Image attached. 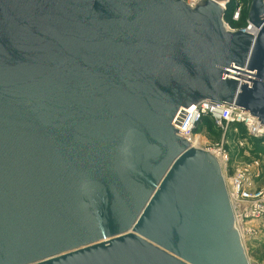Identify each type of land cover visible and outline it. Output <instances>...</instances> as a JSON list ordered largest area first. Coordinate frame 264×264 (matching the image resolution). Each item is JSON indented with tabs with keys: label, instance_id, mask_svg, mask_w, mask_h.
<instances>
[{
	"label": "water",
	"instance_id": "95a60500",
	"mask_svg": "<svg viewBox=\"0 0 264 264\" xmlns=\"http://www.w3.org/2000/svg\"><path fill=\"white\" fill-rule=\"evenodd\" d=\"M229 0H0V264H251L222 169L181 134L209 101L264 126Z\"/></svg>",
	"mask_w": 264,
	"mask_h": 264
},
{
	"label": "built area",
	"instance_id": "2783aa9c",
	"mask_svg": "<svg viewBox=\"0 0 264 264\" xmlns=\"http://www.w3.org/2000/svg\"><path fill=\"white\" fill-rule=\"evenodd\" d=\"M190 6H195L200 0H184ZM232 5V8L230 6ZM250 0H229L222 4L225 10L224 24L231 32L243 31L256 34L257 29L246 18L244 26L237 25L243 19L244 13L249 12ZM220 113L216 116L215 113ZM211 117L217 130L222 131L223 139L219 143L202 146L200 133H196L203 121ZM242 127L245 130V139H239V145H247L249 141L259 142L264 146V126L249 113L235 106H218L206 101L196 106L189 117L184 133L181 136L187 139L193 147L200 148L211 153L218 161L227 186L229 198L234 212L235 228L240 234L244 247L255 239H262L261 232L255 231L250 225H258L264 229V183L262 170L257 161L252 166L232 173L231 156L225 144V137L231 128Z\"/></svg>",
	"mask_w": 264,
	"mask_h": 264
},
{
	"label": "rangeland",
	"instance_id": "374dc122",
	"mask_svg": "<svg viewBox=\"0 0 264 264\" xmlns=\"http://www.w3.org/2000/svg\"><path fill=\"white\" fill-rule=\"evenodd\" d=\"M223 132L211 133V128L204 127L201 132V144L206 148L216 143H219L223 139ZM245 132L238 128V132H235V128H231L225 137V144L227 150L231 156V171L235 173L238 170L248 168L257 161L261 167L262 178L264 183V146H256L255 143L249 141L247 145L241 147L239 145V139H245ZM251 228L257 232H261L262 239H255L247 243V255L251 264H264V229L258 225L251 224Z\"/></svg>",
	"mask_w": 264,
	"mask_h": 264
},
{
	"label": "trees",
	"instance_id": "16d2710c",
	"mask_svg": "<svg viewBox=\"0 0 264 264\" xmlns=\"http://www.w3.org/2000/svg\"><path fill=\"white\" fill-rule=\"evenodd\" d=\"M230 8H232V5L230 6ZM246 18H247V13H244V16H243V19L240 23H238L237 25L239 26H244L246 24ZM204 127H208V128H211V133H219V130H217L214 126V123H213V119L211 117H208L206 118L202 125L198 127V129L196 130V133H200L201 130L204 128ZM240 129H242L244 132L245 130L242 128V127H239ZM253 143V142H252ZM255 145L259 147V145L261 146V144L257 141H254Z\"/></svg>",
	"mask_w": 264,
	"mask_h": 264
},
{
	"label": "bare ground",
	"instance_id": "6f19581e",
	"mask_svg": "<svg viewBox=\"0 0 264 264\" xmlns=\"http://www.w3.org/2000/svg\"><path fill=\"white\" fill-rule=\"evenodd\" d=\"M215 115L219 117L220 116V113L216 112Z\"/></svg>",
	"mask_w": 264,
	"mask_h": 264
}]
</instances>
